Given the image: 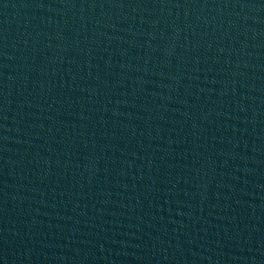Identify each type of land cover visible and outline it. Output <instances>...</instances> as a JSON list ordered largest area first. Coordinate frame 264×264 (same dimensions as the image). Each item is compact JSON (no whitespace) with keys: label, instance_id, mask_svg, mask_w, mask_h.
<instances>
[{"label":"water","instance_id":"95a60500","mask_svg":"<svg viewBox=\"0 0 264 264\" xmlns=\"http://www.w3.org/2000/svg\"><path fill=\"white\" fill-rule=\"evenodd\" d=\"M0 264H264V0H0Z\"/></svg>","mask_w":264,"mask_h":264}]
</instances>
